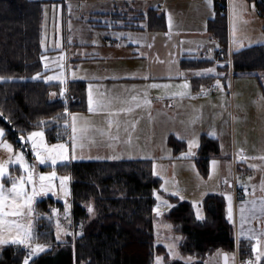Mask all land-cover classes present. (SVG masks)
Here are the masks:
<instances>
[{
    "label": "rangeland",
    "instance_id": "rangeland-1",
    "mask_svg": "<svg viewBox=\"0 0 264 264\" xmlns=\"http://www.w3.org/2000/svg\"><path fill=\"white\" fill-rule=\"evenodd\" d=\"M79 1L68 3V8H64L65 3L62 0L43 2L41 47L45 53L41 60L43 68L49 70L47 78L51 77V80L61 83L76 79L73 77L84 74L85 66L96 70L97 73L94 75L102 76L105 73H99L103 67L114 62L138 66L142 77H112L93 81L84 79L87 80V109L69 113L70 137L68 140L48 141L43 128L34 129L23 135L27 137L31 132H41L43 142L47 147L65 145L67 158L61 160L57 157L55 165L51 163V160L40 164L36 159L31 141L21 140L22 144L16 145L5 135L6 141L13 145V153L22 152L27 164L33 166L37 177V187L39 175H49L53 171L56 173L51 190L46 194L37 195L33 207L39 199L51 196L62 200L65 207L67 204V212H70L71 175L61 172L60 164L81 159H151L154 174L161 179V185L154 193L155 237L157 243L166 247V252L155 254L153 264H157V258H160L159 264H167L169 260L174 259L192 262L195 257L184 254L180 250L182 234L172 228L171 222L166 217V212L173 205L172 196L191 201L196 215L203 217V196L205 195L202 194L204 192L223 194L226 213L232 217L237 213V205L233 207L230 190H224L222 182L223 180L229 181L233 177L237 178L238 185L243 187L245 192L253 188V195L250 198L264 199V159L261 158L264 157V153H259L257 156L252 155L258 150L264 151V146H256L264 140V73L256 77L251 74L252 71L233 70L232 68L228 70L225 61L219 60L202 66L183 67L181 65L182 57L208 59L214 56L215 49H220L221 43L212 37L208 28L204 29L201 25L203 20L206 21V17L215 16L217 7L213 4L214 0H147L137 3L143 8L147 5L157 7V5L164 4L181 19V23L175 22V27L181 29L187 26L188 29L194 31L189 34L169 33L167 28L164 30L147 28L132 30L100 27L97 21L104 19L92 14L96 10H109L107 6L109 4L98 2L100 0ZM227 1L229 34L233 39L234 50L263 43L264 16L259 14L256 3L253 0ZM79 19H84L82 23H88L89 26L88 29H81L75 40L94 44V49L87 47L89 49L87 51L99 55V59L76 62L75 57L83 56L86 51L76 52L73 49V54H70L74 33L71 36L69 34L73 30L77 32L79 28L76 26L80 22ZM110 19L105 18L108 21ZM65 22L68 29L66 27L62 30ZM106 48H112L118 54H133L138 58H124L125 60H117L119 56L109 58L106 55ZM190 73L197 74L198 78L205 76L212 81L217 80L219 94H204V89H207L210 84L204 79L192 83V78L187 80L176 78L177 74L181 76ZM191 91L193 96L187 97L185 94ZM90 94L94 101L92 111H89ZM98 99L105 102L104 107L96 105L95 101ZM73 126H75V132H73ZM0 128L3 127L0 126ZM204 133L218 139L222 157L225 155L233 158L232 153L235 152L233 150H236L238 163L232 159L234 167H232V175L227 172L223 177L219 175L222 171L214 169L205 176L199 169L196 170L195 155ZM172 138L185 140L186 148L177 154L170 143ZM191 141L195 143L190 149L189 142ZM74 144L75 147H73ZM242 144L253 152L243 158L253 170L254 176L252 177L248 173L236 170V166L241 168L242 153L240 151L242 149L239 146ZM189 151L192 153L191 157L184 158ZM9 155L6 150L0 148V162L8 161ZM8 172L12 176L21 175L18 165H9ZM64 176L70 178L66 182V189L69 193L67 196L60 189L59 178ZM200 177L203 181L206 179V182L200 183ZM254 179L258 180L255 187H253ZM2 182L6 188L11 186L7 178H4ZM173 193H178V195ZM157 195L161 199L158 200ZM65 213V210L54 211L56 236L57 222L59 221L60 224L59 240H64L72 234L66 226L68 222L64 223L59 219V217L64 218ZM259 239L260 244L256 245L258 250L254 251L253 258L248 257L239 262L235 252L229 251L228 264H259L261 259L257 261L256 257L264 253V236ZM4 246L0 245V253ZM222 252V249H218L207 257L206 264H222ZM26 256H23L22 264Z\"/></svg>",
    "mask_w": 264,
    "mask_h": 264
},
{
    "label": "trees",
    "instance_id": "trees-1",
    "mask_svg": "<svg viewBox=\"0 0 264 264\" xmlns=\"http://www.w3.org/2000/svg\"><path fill=\"white\" fill-rule=\"evenodd\" d=\"M46 0H0V126L6 137L21 145L20 136L43 128L48 141L68 140L69 113L87 109V80L47 82L36 78L43 73L41 57V23ZM64 1V0H62ZM264 16V0H253ZM111 13L135 29H166V17L157 7H136L127 1ZM215 16L207 28L221 43L217 54L228 52V1L215 0ZM132 16V14H134ZM101 22V20H99ZM52 52V51H51ZM234 70L264 71V42L233 50ZM183 67L202 66L213 59L182 57ZM35 77V78H34ZM204 79L193 77L192 83ZM170 143L178 154L186 148L183 139ZM221 157L217 138L202 134L195 155L201 174L209 172L210 160ZM151 159H81L59 165L71 175L70 217L75 224L73 235L57 239L54 211L65 210V203L54 197L41 198L34 207V234L45 251L29 264H153L157 252H166L156 242L154 232V193L161 179L154 174ZM166 212L172 228L182 234L180 250L195 260H169L167 264H206V258L218 249L238 250L239 259L253 253V240L239 238L236 243L233 224L225 213V198L210 194L203 201L204 216L198 217L188 200L171 197ZM92 211L89 212L88 208ZM26 249L6 244L0 253V264H22ZM259 264H264V257Z\"/></svg>",
    "mask_w": 264,
    "mask_h": 264
},
{
    "label": "crops",
    "instance_id": "crops-1",
    "mask_svg": "<svg viewBox=\"0 0 264 264\" xmlns=\"http://www.w3.org/2000/svg\"><path fill=\"white\" fill-rule=\"evenodd\" d=\"M72 1L80 2L79 0H64L63 1L65 3V4H63L64 8H66L67 4L72 2ZM127 1H135V2L138 3L140 1H147V0H127ZM162 1H167V0H162ZM169 1H173V0H169ZM98 2H102L103 4H109V5H107L109 7L108 8L109 10H107V11L106 10H100V11L96 10L95 12H93L92 15H94L95 17H101L102 19H104L101 22L97 21L100 24L98 26H100V27H110V28H114V29H121V28L127 29L128 28V29H132V30H145V29H135V28H132V26L125 25L124 20L117 19L111 14L114 11V9H118V8L120 9L124 5H126L125 4L126 0H104V1L100 0ZM214 3H215V0H214ZM147 6H151V5H147ZM136 7H141V5L136 4ZM157 8H159V11L164 13V15L166 17L167 29H168L169 33L170 32H176V33L189 34L191 32H194L193 30L191 31L190 29H188L187 26H184V28L182 27L181 29H177L175 27V22L177 21V22L181 23L180 17L178 15H176V13H174L169 8H166L164 4H162L160 6L157 5ZM213 9H214V7H213ZM134 15H135V13L132 14V16H134ZM105 18L106 19H110L111 18V19H110V21H108V20H105ZM207 19H210V17L209 18L206 17V21H207ZM79 20H80V22L76 26V28H79L77 30V32H73L74 31L73 30V31H70V34H69V36H71V34L74 33L73 34L74 38L71 41L72 47H70V48H72V49H70V54H73L72 53L73 49H75L76 52H83L84 53L86 51L83 54V56H80L79 58L75 57L76 58L75 59L76 62L77 61L80 62L81 60H84V61L88 62L90 60L99 59L100 58L99 55L92 54L91 52L89 53V51H87V50L90 49V47L92 49H94V47H95V46H93L94 44L86 43L84 41L76 42L75 38H76L77 34L80 33V30L83 29V28L88 29V26H89L88 23H85V24L82 23L84 21V19H79ZM206 21L203 20V23L201 24L204 29L207 28ZM66 27L68 29V25L65 22V24L63 25L62 30H65ZM76 28H75V30H76ZM73 45H74V47H73ZM87 47L89 49H87ZM96 48H98V47H96ZM80 49H82V50H80ZM83 50H85V51H83ZM105 50H106V55L109 58H111L112 56L113 57L119 56V57L116 58L117 60H125L124 58H132V59H137L138 58L136 55H133V54H131V55H128V54H125V53H119L118 54V52H115V50H112V48H106ZM216 50L217 49H215V51H214V56L211 57V58H208V59H213L214 61H216V60L225 61L226 68H228V70H230L231 68L233 69L232 61H231V54H232V51L234 50V48H233V39L231 37V34L229 35L228 52L227 53H223L221 55L220 54L218 55ZM104 57H105V55H104ZM203 59H207V58H203ZM75 66H78V65L75 64ZM90 68H91L90 66H85L83 68L84 74L75 76L73 78H76V79H87V80L93 81V80L109 79V78H112V77H118V78H131V77H137V76L139 78L142 77L141 74L139 73L140 72V70H139L140 68L138 66H136V65H128L127 63H123V62H114V63H111L110 65H107V66L103 67V69L101 70V73H99V74L105 73L102 76L101 75H94L95 73H97L96 70H94L92 68L90 69ZM48 71L49 70L44 67L43 68V73H41L38 76H36V78L43 79V80H45L47 82H55L54 80H51V79L47 78ZM114 73H116V74H114ZM261 73H264V71L259 72L258 75H256V73H254V72H252L251 74L253 76L260 77ZM159 75H164V74H159ZM193 77H199V76H197V74H194V73H190V74H187V75H181V76H179L177 74V76H176V78H185L186 80L189 79V78L191 79ZM202 77H205V76H202ZM211 83L217 84V90L216 91H212L210 89V85L211 84H209L208 88L204 89V91H203L204 94H213V95L219 94L220 91H219L218 81L214 80ZM185 95L187 97L193 96L192 91L190 93L185 94ZM204 134H207V133H204ZM207 135L212 136L210 134H207ZM212 137H214V136H212ZM256 146L263 147L264 146V140L261 141V143L260 142L257 143ZM239 148L242 149V151H240L242 153V156H241L242 160H240L241 168L236 166V170L237 171L239 170L242 173H248L249 176L252 177L253 170L250 167V165L248 164V162L245 159H243V158L245 156H248L249 153L251 154L253 152L249 151L247 149V146L244 145V144L239 146ZM232 149H234V148H232ZM233 151H235V152L232 153L233 158L227 157L223 153H222V155H224V157L221 156L220 158H214V159L212 158L210 160L209 171L211 172L214 169L215 170H219V172L222 171L223 173L221 172L219 174V172H218V174L220 176H223V177H225L224 175L227 174V172L228 173L230 172V175H232V167H233L232 161L233 160L235 162L238 161V160H236L237 152H236L235 149ZM259 153H264V151L260 152L258 150L256 154H252V155H256L257 156ZM179 157H181V156H179ZM108 160H112V159H108ZM116 160H118V159H116ZM213 161H216V164H213ZM196 170L198 171V167H197ZM199 180H200V183L206 182V179L203 181L201 179V177H200ZM257 181H258L257 179H254V181H253L254 186L253 187H255V183ZM222 186H223L222 188L224 190L225 189H229L230 190V195H231L232 200H233L232 201L233 207L235 208V206L237 205V207H236L237 213H236V215L233 214V216L231 218L226 213V205H225L226 217L228 218V220L234 226L236 243H237V240L239 238H249V239L253 240V245H252V251H253V248L256 247V245H257L256 239H254L253 237H259L260 238V237L264 236V213H262L260 211V202H261V200H264V199H262V198H255V199L250 198L253 195V188H249L250 189L249 191L252 193V195L251 196H245L244 195L246 193L245 189L243 187H240V185H238L237 178H233L232 177V179H230L229 181L223 180ZM221 193H222V191H221ZM210 194H214V193L204 192V194H202V195H205V196H203V198L205 199ZM216 194H220V193H216ZM221 195H223V194H221ZM204 199H203V201H204ZM253 202L256 203V208L254 210L252 208V203ZM241 208L244 209V212H243V223H242ZM154 232H155V228H154ZM254 253L255 252L253 251L252 255L250 256L251 258L254 257ZM211 255H209L208 257H210ZM228 256H229V253H228ZM235 256H236L237 260L240 262L241 260L239 259V254H238V250L237 249L235 251Z\"/></svg>",
    "mask_w": 264,
    "mask_h": 264
},
{
    "label": "snow or ice",
    "instance_id": "snow-or-ice-1",
    "mask_svg": "<svg viewBox=\"0 0 264 264\" xmlns=\"http://www.w3.org/2000/svg\"><path fill=\"white\" fill-rule=\"evenodd\" d=\"M49 79H52L49 77ZM155 86V85H154ZM167 87V86H165ZM186 87V85H185ZM135 99V97H133ZM94 101L89 95V111H92V105ZM96 105L98 107H104L105 102L103 100H96ZM2 116V113H0ZM75 120V117H73ZM75 126H73V132H75ZM5 130L0 128V148L6 150L9 155V160L0 162V245L6 244H16L22 245L29 249L28 255L25 257L24 264H29V260L37 256L39 253L45 251L46 245L36 242L38 237L34 234V201L37 195L46 194L51 190L53 179L56 178V173L53 171L49 175L41 174L38 177V187H37V177L34 174V168L32 165L27 164L25 157L22 152L13 153V145L8 143L5 139ZM39 137V140L35 138ZM20 140H27L32 142V148L36 154V159L40 164H45L47 161L51 160V163L55 165L57 163V157L61 160L66 159L65 155V145H53L51 148L47 147L43 142V133L41 132H31L27 137L21 135ZM195 141L189 142V148L193 146ZM75 147V144L73 145ZM242 151V150H241ZM192 155L191 151L185 154L184 158H190ZM264 159V157H261ZM216 164V161H213ZM18 165L21 170V175L12 176L8 172V166ZM4 178L10 181L11 186L5 187L2 182ZM60 189L64 192V195H69L66 189V182L70 179L68 176L60 177ZM30 186V191H29ZM167 190V189H165ZM178 195V193H173ZM182 198V197H181ZM157 199H161L157 195ZM253 210L256 208V203H252ZM68 211V205L66 204L65 212ZM88 211L91 212L92 208L89 207ZM260 211L264 213V200L260 202ZM243 212L244 209L241 208L242 213V223H243ZM231 218V216H230ZM57 239L60 238V224L57 222ZM67 234V233H65ZM256 239L257 245L260 244L259 237H253ZM256 247L253 251H257ZM264 253L257 255L256 259L259 261ZM159 259L157 258V264H159Z\"/></svg>",
    "mask_w": 264,
    "mask_h": 264
},
{
    "label": "built area",
    "instance_id": "built-area-1",
    "mask_svg": "<svg viewBox=\"0 0 264 264\" xmlns=\"http://www.w3.org/2000/svg\"><path fill=\"white\" fill-rule=\"evenodd\" d=\"M210 89H211L212 91H216V90H217V84L212 83V84L210 85ZM251 194H252V193H251L250 191H248V192L245 193L244 195H245V196H250ZM62 221H64V223H67V222H68L66 226H68V228L72 231V233H74V231H75V224L73 223L71 217H70L69 215H65L64 218H62ZM28 252H29V250H26V254H27V255H28Z\"/></svg>",
    "mask_w": 264,
    "mask_h": 264
},
{
    "label": "water",
    "instance_id": "water-1",
    "mask_svg": "<svg viewBox=\"0 0 264 264\" xmlns=\"http://www.w3.org/2000/svg\"><path fill=\"white\" fill-rule=\"evenodd\" d=\"M228 261H229L228 252L223 251L222 252V264H228Z\"/></svg>",
    "mask_w": 264,
    "mask_h": 264
}]
</instances>
